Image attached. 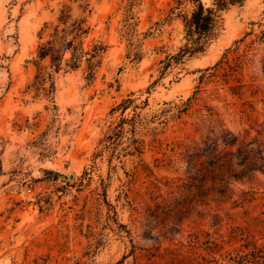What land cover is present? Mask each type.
I'll return each mask as SVG.
<instances>
[{
  "label": "rangeland",
  "instance_id": "374dc122",
  "mask_svg": "<svg viewBox=\"0 0 264 264\" xmlns=\"http://www.w3.org/2000/svg\"><path fill=\"white\" fill-rule=\"evenodd\" d=\"M172 5L0 0V264H264V169L198 182L185 156L236 136L264 156V0L163 69L185 41ZM56 25L80 34L75 68L72 48L38 58Z\"/></svg>",
  "mask_w": 264,
  "mask_h": 264
},
{
  "label": "trees",
  "instance_id": "16d2710c",
  "mask_svg": "<svg viewBox=\"0 0 264 264\" xmlns=\"http://www.w3.org/2000/svg\"><path fill=\"white\" fill-rule=\"evenodd\" d=\"M243 0H213L210 5L205 6L200 0H174L175 5L170 6L165 21L178 18L182 23L184 43L179 47L175 54H169L163 61V69L178 63L186 55H192L203 52L211 42L218 36L222 17L221 11L228 9L235 4H241ZM185 3L190 5L189 9H183ZM81 22L74 26V30L80 34L84 32L81 29ZM72 32V29L61 28L55 26L51 38L41 42L38 47V58H50L51 66L55 70L59 69L65 51L73 49L71 57L66 61V65L70 68L78 66L79 55L77 47L73 45L74 39L80 34L75 33L73 38L66 40V36ZM94 56V55H91ZM238 141V136L233 140L223 141L224 147L213 152H209L206 148L193 144L186 148L185 156L187 162V177L190 180L203 182L205 179L214 181L215 176L212 175L214 170L223 172L224 168H229L231 160L236 158L241 161L242 165L250 169H264V156L259 148L260 143L256 139L248 142L241 140L240 145L235 150H226V147H233ZM239 142V141H238ZM249 145H254L247 149ZM245 155V156H244ZM213 167L212 169H210ZM211 173L209 178L206 176ZM234 175V174H233ZM222 183V187L226 188L228 182L223 177L218 178Z\"/></svg>",
  "mask_w": 264,
  "mask_h": 264
},
{
  "label": "water",
  "instance_id": "95a60500",
  "mask_svg": "<svg viewBox=\"0 0 264 264\" xmlns=\"http://www.w3.org/2000/svg\"><path fill=\"white\" fill-rule=\"evenodd\" d=\"M72 176H73V175L71 174V175H70V178H72ZM61 177H62V178H65L63 175H62Z\"/></svg>",
  "mask_w": 264,
  "mask_h": 264
}]
</instances>
